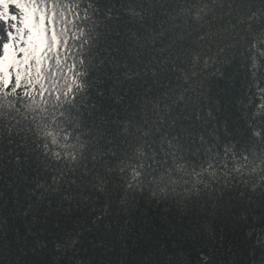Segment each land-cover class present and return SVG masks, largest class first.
I'll return each mask as SVG.
<instances>
[{
    "label": "trees",
    "instance_id": "16d2710c",
    "mask_svg": "<svg viewBox=\"0 0 264 264\" xmlns=\"http://www.w3.org/2000/svg\"><path fill=\"white\" fill-rule=\"evenodd\" d=\"M113 3L119 20L101 16L98 31L107 38L96 62L94 89L81 107L85 158L74 174L66 176L76 185L64 184L59 192L48 191L38 198L39 192L32 194L35 181L50 183L52 173L43 170L35 155L23 171L9 164L8 156L0 163V264H264V188L253 192L235 176L225 178L221 168L220 182L199 194H186L178 185L166 198L154 197L147 182L143 191L126 194L116 170L117 161L142 143L136 126L156 120L151 102L163 99L165 93L171 111L161 112L163 127L181 134L189 168L199 169L206 162L208 147L221 158L225 146L260 150L248 127L264 120V115L256 114L260 100L245 50L251 35L246 25L233 30L228 22L235 24L238 17L260 13L264 0ZM205 4L208 14L195 20ZM128 7L140 12L143 20L127 15ZM11 11L20 14L14 7ZM262 25L264 16L252 22V31L258 33ZM209 30L215 35L198 41ZM149 33L156 37L155 45L143 39ZM113 40L119 42L120 53L112 55L133 64L139 60L140 67L155 58L161 63L150 67L157 68L158 74L154 77L149 71L132 80L117 79L108 65L111 57L104 51L117 46ZM194 55L199 57L195 67ZM173 67L178 70L172 71ZM181 95L183 101L173 104ZM125 121L132 122L127 133ZM97 174L106 181L104 192L92 186ZM69 192L71 204L63 199ZM105 205L107 215L97 220ZM72 237L78 240L74 247L57 250L58 243Z\"/></svg>",
    "mask_w": 264,
    "mask_h": 264
},
{
    "label": "snow or ice",
    "instance_id": "6c2138e0",
    "mask_svg": "<svg viewBox=\"0 0 264 264\" xmlns=\"http://www.w3.org/2000/svg\"><path fill=\"white\" fill-rule=\"evenodd\" d=\"M13 7L19 10V15L12 13ZM114 8L113 0H0V20L6 26L0 29V163L8 156V163H14L19 171H23L35 155L43 170L52 173L50 183L35 181L32 194L39 192L38 198H43L48 191L59 192L64 184L76 185L74 179L69 181L66 176L74 174L85 158L87 143L81 139V107L85 97L94 89L96 62L102 40L107 38L98 31L101 16L105 20H119V16H114ZM207 9L206 4L199 8L194 19L202 20L208 14ZM126 14L143 20L135 8L128 7ZM261 16H264V10L238 17L235 24L228 22V28L233 30L246 25V31L251 35L245 50L249 53V70L260 100L258 115H264V87H261L264 82V25L254 33L252 22ZM9 21L13 23L9 24ZM115 35L119 36V31ZM158 35L162 36L163 32ZM213 35L215 33L209 30L201 34L198 41L211 39ZM132 39L139 47H144L135 34ZM143 39L155 45L156 37L151 33ZM118 44L113 40V45L117 46L104 48L111 57L108 65L117 79L122 76L125 81L132 80L141 72L149 71L154 77L158 74L157 68L150 67L153 62L161 63L155 58L140 67L142 62L139 60L133 64L112 55L113 52L120 53ZM198 62L199 57L194 55L193 67ZM99 63L105 62L100 60ZM171 70L178 69L173 67ZM184 78L186 82L187 76ZM167 99L165 93L163 99L151 102L156 120L150 125L145 120L143 125L136 126L143 138L142 143L117 161L116 170L121 174L126 194L143 191L146 182L154 197L159 194L166 198L168 192H174L178 185L183 186L186 194H199L211 183L220 182L221 168L225 178L235 176L240 183L250 185L253 192L264 188V120L258 126L248 125L252 139L262 146L259 151L255 146L240 151L225 146L221 158L218 152L208 147L206 162L199 169L189 168L184 159L181 134L163 127L165 116L161 112L171 111ZM183 99L181 95L172 103L177 104ZM123 123V131L127 133L132 122ZM94 180L92 186L104 192V177L97 174ZM224 186L227 187V179ZM63 199L71 204L73 197L69 192ZM107 213L108 205H105L96 219H103ZM24 215H28L27 210ZM76 243L78 240L72 237L56 247L60 250L66 246L74 247Z\"/></svg>",
    "mask_w": 264,
    "mask_h": 264
},
{
    "label": "rangeland",
    "instance_id": "374dc122",
    "mask_svg": "<svg viewBox=\"0 0 264 264\" xmlns=\"http://www.w3.org/2000/svg\"><path fill=\"white\" fill-rule=\"evenodd\" d=\"M13 14H15V13H13ZM16 15H19V14H16ZM11 23H13V22L9 21V24H11ZM5 27H6V26L4 25L3 21L0 20V29H3V28H5Z\"/></svg>",
    "mask_w": 264,
    "mask_h": 264
}]
</instances>
